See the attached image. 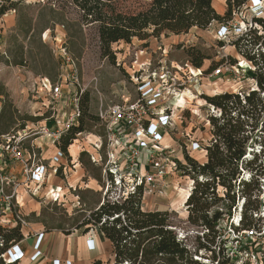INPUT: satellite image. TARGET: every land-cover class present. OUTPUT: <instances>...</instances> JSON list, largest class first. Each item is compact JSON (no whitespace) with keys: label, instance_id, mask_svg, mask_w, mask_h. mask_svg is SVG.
I'll use <instances>...</instances> for the list:
<instances>
[{"label":"rangeland","instance_id":"374dc122","mask_svg":"<svg viewBox=\"0 0 264 264\" xmlns=\"http://www.w3.org/2000/svg\"><path fill=\"white\" fill-rule=\"evenodd\" d=\"M12 1L16 4V12L12 11L7 15L10 14L9 18L14 19L15 26H8L6 21L9 18H4L5 16L0 18V116L6 115L0 127L4 128L3 126L8 122L11 125L9 129L12 132L11 137L16 139L13 141L21 142L20 147L29 155L24 153L22 159L13 160L5 149L0 147V177L14 181V184L9 181L7 184L4 182L5 193L11 195L13 189H22L25 195L24 198L21 197L22 207L25 208L26 200L33 201L34 206L38 205L39 214L28 215L30 218L28 223L31 226L23 229L24 238L32 233L30 230L35 228L32 225L39 224L37 226L45 231L40 221L43 217L45 220L49 219L51 215L57 221L54 222V226L62 224L68 230L74 220L82 221L89 215L90 210L103 201L108 184L107 182L103 187L106 178L102 179L101 184L98 182L94 184L97 192L85 190L87 188L84 183L91 175L101 177L106 175L107 147L99 151L103 162L96 163L97 167L93 166V160L91 162L88 158L83 159L85 163H89L88 172L79 162L81 153L79 154L78 151L87 147L92 152L90 155H94L95 152L91 147L96 138L106 134L108 112L115 106L138 100L140 80L137 81V78L144 74L138 71L140 67H147L149 62H151V71L158 69L160 62L163 61L164 48L168 51L166 58L168 63L175 62L184 66L188 62L186 51L194 48L201 50L210 58L206 61V70L222 61L223 65L232 66L234 60L236 64L232 67L238 68L239 71L237 74L228 72L223 78L218 76L211 81L204 80L205 85L201 88L203 94L200 97L196 99L189 93L181 99L183 103L186 100L192 102L187 103L184 112L176 113L174 124L167 129L164 145L169 147L170 162L184 164V149L191 140L206 146L212 139L211 124L207 126V120L214 116V113L204 96L213 97L230 92L246 94L256 89L254 80L247 74L250 71L248 61L238 54L231 42L237 39L238 34L245 33L246 25L241 23L244 21L247 25L252 23V19L263 10L264 3H257L259 5L253 7L250 2L244 7L234 18L229 26L230 34L224 39L219 40L216 37L222 26L219 23H214L205 31L193 29L188 35L162 36L160 39L151 38L148 41L134 39L130 44L120 43L112 47L115 53V62H113L112 59L102 55L97 26L83 25L79 13L70 7L65 8L64 11L53 12L59 7L62 8L67 0ZM213 5L219 14L223 15L226 12V0H213ZM61 14L65 15L61 16ZM59 23H63L64 26ZM236 27H242L241 33L235 30ZM220 42L223 43V47ZM45 79L50 81L47 88L44 85ZM50 86L52 89L59 87L60 94H53ZM85 95L89 98V115L97 117L98 123L91 124L90 131L76 136L70 148L72 152H69L70 161L64 156L60 164H53L52 159L51 161L42 159L37 153L36 146L31 143L39 137L50 138L45 130L49 133L56 132L71 118L77 116L79 104L85 99ZM11 117L13 121L10 120ZM72 121L73 124H77L78 117ZM23 125L25 130L16 133ZM1 144L6 146V139H0ZM47 147H52V144H48ZM49 148H46V151ZM260 148L259 145L256 147L257 154ZM58 152L59 150L56 155ZM193 156L196 157L195 153ZM260 160L264 162L263 154ZM36 165H43L47 170L41 185H37L32 180V169ZM77 165L80 173L82 172L79 167L84 171L82 178L79 172L78 175L74 173ZM57 169H61L60 176L56 175ZM244 173L248 177L249 171ZM262 182L261 185L264 187L263 179ZM68 183L76 188H69ZM190 185V180L185 178L183 173L169 172L163 185L147 191L145 189L143 209L167 210L170 227L175 233L184 234L187 244L196 248L197 237L203 232L188 223L184 203ZM59 186L64 188L63 192L57 189ZM52 192L63 195L62 199L55 202ZM116 194H119V189L112 187L109 195L114 197ZM261 201L264 207V188ZM50 202L58 204L51 205ZM4 210L5 204L0 202V219L5 220L2 225L13 226L11 214ZM21 212L26 215L24 211ZM236 216H239L237 212L232 217L235 218L234 221H237ZM260 216L264 222V209ZM232 218L228 219L226 216L223 218L221 222L223 233L219 242H233L231 224L236 226V223L232 222ZM53 232L57 238H54L51 251L40 249L36 259L32 258L36 251H22L24 257L20 260V264H90L97 259L114 260L110 242L98 229L87 234L79 231L72 237L57 230ZM80 241H85L87 247L90 244L94 245L93 251L85 254L79 251ZM232 245L234 250L238 249L233 264H264V234L255 241L243 237L238 244ZM70 247L75 251H66ZM95 247L96 251H94ZM197 257L201 263L212 264L209 260L210 253L206 251L199 252Z\"/></svg>","mask_w":264,"mask_h":264},{"label":"trees","instance_id":"16d2710c","mask_svg":"<svg viewBox=\"0 0 264 264\" xmlns=\"http://www.w3.org/2000/svg\"><path fill=\"white\" fill-rule=\"evenodd\" d=\"M251 1L226 0L223 15L216 11L213 0H67L62 8L53 12L70 7L79 13L83 25L97 26L102 55L115 62L112 47L116 44H130L134 39L148 41L162 36L188 35L193 29L205 31L214 23L233 21ZM15 5L12 0L0 3V17L10 11L16 12ZM219 44L224 46L221 42ZM231 45L254 67L247 74L254 80L256 89L246 94L230 92L204 96L208 104L221 112L220 117L209 118L213 140L206 147L207 161L201 164L184 153L186 164L177 163L179 170L195 182L186 202L188 223L203 232L197 237L198 245L193 248L195 252L179 242L177 233L170 227L167 210L143 209V186L136 187L134 193L121 201L109 199L107 193L88 216L82 221L74 220L68 230L62 224L54 226L57 222L54 216L48 217L50 220L43 217L40 222L45 232L57 230L70 236L76 231L87 234L98 229L111 243L114 260L97 259L90 264H204L194 259L201 251L210 253L212 264H233L225 254L228 242L218 241L223 233V218H232L241 208L240 226L231 224L235 233L259 230L262 222L264 162L260 156L264 155V17H254L251 26ZM186 55L195 69H202L207 74L224 63L222 61L206 70L205 62L210 58L205 53L190 48ZM235 64L233 60L232 66ZM88 106L89 98L85 95L78 107V123L71 125L56 142V147L68 161L69 148L76 136L90 131L91 124L99 121L89 115ZM5 117L0 116V123ZM10 120L13 121V117ZM6 123L4 128L0 127V139L12 136L11 125ZM24 130L23 125L16 133ZM105 135L99 136L103 139L102 148L107 145ZM258 145L261 147L259 155L255 152ZM84 158L92 162V156L86 151L80 154L79 162L88 172L89 163H85ZM92 163L97 167L96 163ZM246 171H249L248 177L245 176ZM105 174L103 177L91 175L90 178L100 184L106 178L103 187L107 182L114 183L113 175L106 170ZM56 175H61V169H57ZM219 188L222 189L221 194ZM25 219L28 221L30 218L26 216ZM23 240L24 233L19 223L14 227H5L0 222V264H20L17 260L10 262L8 254Z\"/></svg>","mask_w":264,"mask_h":264},{"label":"built area","instance_id":"2783aa9c","mask_svg":"<svg viewBox=\"0 0 264 264\" xmlns=\"http://www.w3.org/2000/svg\"><path fill=\"white\" fill-rule=\"evenodd\" d=\"M0 3H2V0H0ZM257 3H264V0L251 1L253 7H257L259 5ZM263 10H260L256 17H262V15H264ZM235 17H237V15ZM233 21L222 24L221 30L216 36L217 39H224L230 34L229 26ZM241 24L244 26L246 25V27H244L245 31L248 26H251V23L247 25L245 21ZM235 30L240 32L242 27H236ZM242 34L243 32L238 34L237 38ZM167 54L168 51L164 48L163 61L160 62V66L156 70H150L151 62L147 63V67H140L138 72L142 71L144 74L142 77L137 78V81L140 80L138 87V100L132 103H124L122 106H115L108 112L105 126V141L107 143L108 158L105 166L106 171L113 175L114 183L107 184L105 195L110 193L112 187L115 189L118 188V195L116 194L114 197L109 195V199L113 201H121L125 199L129 194L134 193L135 188L138 186H143L146 191L147 189L151 190L159 187L163 185L169 172H181L191 183L184 203L186 207V202L192 193L195 182L189 175L179 170L177 163L173 161L170 162L168 156L169 147L164 145L167 129L174 124L175 118L177 117L176 113L184 112L185 108H187V103L192 102L186 100L183 104H180V100L183 99L186 94L191 93L192 96L197 99L203 94L201 88L205 85L203 83L204 80L211 81V79L218 76L223 78L228 72L239 73L238 68L222 64V66L220 65L211 73L207 74L202 69H195L189 62L184 66L175 62L168 63L166 60ZM239 67L243 69L242 66L239 65ZM248 68L249 70H254L251 63H248ZM48 82L50 81L45 79L44 85L46 88L49 87ZM50 89L53 94H60L59 87L52 89L50 86ZM211 109L214 116H221L219 110H216L213 106H211ZM78 114L79 110L77 116H74L73 119H77ZM73 119L71 118L68 123L63 125V127H60L56 132L49 133L47 130L44 132H46V134H48V136H50V138L56 143L61 135L73 125ZM207 126H210L209 120H207ZM2 138L6 139V146L1 144L0 147L5 149V152L11 159L20 160L23 158V154L27 153V151H23L20 147L21 142L13 141L16 140L14 137L6 136ZM212 140L213 139H210L206 146L200 144L198 141L191 140L184 151L190 157H192V154L195 152L205 153L207 156L206 147L210 146ZM98 141L99 144L94 145V147L96 150L100 151L102 149L103 139L99 137ZM62 157L63 154L59 151L52 159V163L60 164ZM92 160L95 163L102 162L100 156L97 159L92 156ZM185 164L186 163L184 162L182 165ZM46 171L47 170L43 165H36L32 169V180L37 185H41L44 182ZM8 181L9 183L14 184L13 180L0 177V202L5 204L4 211L11 214L13 226L10 227H14L19 223L22 229H24L29 226V223L25 219L26 216H24L20 210L23 204L16 192V188L13 189L14 191L11 195L5 193L4 182L7 184ZM263 188L264 187H262V190ZM220 191H222L221 188H219V192ZM54 192L52 193L54 194ZM53 196L55 202L61 200L63 197V195L57 194H54ZM237 214L239 215L238 217L236 216L237 221H234L235 218H232V222L236 223L235 227L240 226L241 208L237 211ZM0 222L1 224L5 222L4 218L0 219ZM231 230L234 239L233 242L230 241L227 243L225 254L233 263V258L237 256L238 249L234 250V245L232 244H238L243 237L253 239V241L257 240L261 234H264V222L261 224L259 230L251 229L240 233H235L232 228ZM43 237V233H41L34 246V251H36V254L32 256L34 259L39 255V248ZM177 237L179 242L183 243L189 250H193V248L187 244L184 234L177 233ZM91 245L92 244L89 245V248L94 247V245ZM9 251L8 255L10 262L16 260L20 261L24 257V253L18 247V244L13 246ZM192 252L195 251L193 250ZM194 259L197 261L200 260L197 255L194 256Z\"/></svg>","mask_w":264,"mask_h":264},{"label":"crops","instance_id":"0c3cea01","mask_svg":"<svg viewBox=\"0 0 264 264\" xmlns=\"http://www.w3.org/2000/svg\"><path fill=\"white\" fill-rule=\"evenodd\" d=\"M11 14H13V13H11ZM9 16H10V14L6 15L4 18H9ZM6 22H7L8 26H15V22H14L13 18H9V20L6 21ZM206 66L207 65H206V62H205V67H204L205 69H207ZM60 125H61V123H60ZM98 143H99L98 138H96L95 142L93 143V145L91 147V149L95 152V153H93L94 154L93 156L95 158H98L100 156L99 150H96L95 147H94V145H96ZM31 144H33V146L34 145L36 146L37 153L40 154L42 159H44V160L51 161V159H53V157L56 155V153L58 151V148L56 147V143H55V141L52 138L39 137V138L35 139ZM48 144H52V147H50V148L47 147ZM45 145H46V148H49L47 151H46ZM106 147H107V145H106ZM70 148H72V146H70ZM70 148H69V152H72ZM84 150L87 153L92 154V152L87 147L85 149H81L80 148V151H78L79 154L82 153ZM193 154H192V157L194 158ZM195 155H196L195 159H197L200 163H203V164L206 163L207 156H206L205 153L195 152ZM78 166L79 165H77L75 167L76 168V172H74V173L76 175H78V172H79L78 171ZM79 168H80V170L82 172V173L79 172L80 173V178H82V177H84V171H83V169H81V167H79ZM88 181L89 182L87 184L84 183L85 187L87 189H90V190L94 191V192H97V189L95 188V185H94L95 183H97V181L92 179V178H89ZM68 184H69V188H71V189H75L76 188L71 183H68ZM57 189L61 190V192L64 191V188L61 187V186L57 187ZM16 192L19 195V198H20V200L22 201V204H23V198L25 197L24 192L22 191L21 188L17 189ZM21 197H23V198H21ZM32 202L33 201L26 200L25 208L22 207L21 211L25 212V214H26L25 216H28L29 213H35L36 215L39 214L38 213L39 212V208L37 207L38 205L34 206V205H32ZM28 209H29V211H28ZM29 225H30V223H29ZM37 225H39V224H36L35 226L32 225L33 227H35L34 229L30 230L32 233L29 235V237L24 238V240L18 244V247L21 249V251H34V246H35V244L37 242V239H38V237H39V235L41 233H43L44 237H43V241L41 242L39 250L40 249H41V251H51L52 250V246L54 244V238L56 239L57 235L53 231L52 232H45L43 228L38 227ZM75 233H79V231L74 232L69 237L74 236ZM79 244L81 245V247L79 248V251H82V253L85 254L88 251H93L92 248L87 247V244H85V241H80ZM110 245H111V243H110ZM91 246H93V245H91ZM111 248H112L111 250L113 251V247H111ZM96 249L97 248L95 247L94 251H96ZM73 250L75 251V249L73 247H70L68 250L66 249V251H73Z\"/></svg>","mask_w":264,"mask_h":264},{"label":"bare ground","instance_id":"6f19581e","mask_svg":"<svg viewBox=\"0 0 264 264\" xmlns=\"http://www.w3.org/2000/svg\"><path fill=\"white\" fill-rule=\"evenodd\" d=\"M189 94V93H188ZM187 95V94H186ZM183 103V101L182 100H180V104H182ZM188 195V194H187ZM88 245V244H87ZM92 248V247H91ZM89 249V248H88Z\"/></svg>","mask_w":264,"mask_h":264}]
</instances>
